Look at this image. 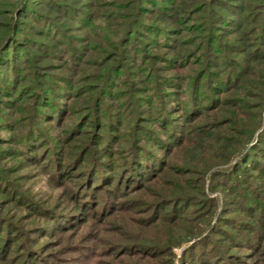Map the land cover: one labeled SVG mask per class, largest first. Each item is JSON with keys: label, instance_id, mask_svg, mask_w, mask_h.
<instances>
[{"label": "trees", "instance_id": "trees-1", "mask_svg": "<svg viewBox=\"0 0 264 264\" xmlns=\"http://www.w3.org/2000/svg\"><path fill=\"white\" fill-rule=\"evenodd\" d=\"M35 1L0 0V76L2 70L7 74L0 78V93H7V105L13 109H17L16 100L24 101L31 96L35 98L32 107L27 109L31 116L27 130H16L20 120H10L6 115L2 117L0 133L12 134L9 138L0 137V146L9 144L8 148H0V153L8 157H22L28 164L47 161L44 167L49 165L52 169L47 175L49 178L53 176L57 180L60 176L62 181H67L73 177H85L91 180L93 186L97 185V181H106L98 178L102 173L114 169L109 164L114 163L115 156L120 157L122 163L119 167L122 168L117 174L116 185L112 186L113 180L112 185L104 190L101 217L111 212L110 201L114 197L127 199V204L133 203L136 199H128L130 193H135L146 179H162L165 175L170 177V166L172 172L196 174L199 177L196 188H192L190 180L183 178L179 180L181 184L172 183L173 190L161 191L166 194H160L157 202L150 204L140 200L146 206L143 213L152 212L150 225L160 221L177 223L183 220L187 231L184 238L158 242L133 239L127 243L111 244L107 248L109 253L114 258L129 254L137 260L173 264L176 255L174 248L187 243V247L182 248L178 264H264V0H236V6L231 4L232 0H124L125 3L121 5L115 0H108L105 4L101 3L110 8L105 15L108 23L103 27L97 24L98 16L91 11L100 5L97 4L98 0L89 3L84 2L86 0H49L41 7H36ZM254 1H258L257 4ZM79 6L82 9L76 10ZM117 6L127 11L125 16H118L125 21L121 24L120 32L111 30L112 26H109V21L115 15L112 8ZM49 15L53 16L50 18ZM30 16L31 22L38 26H28L31 24L27 21ZM71 21L80 23L74 29L81 26L79 29H93L95 34L104 30L106 36L101 38L109 42L113 51H108L101 60L89 59L87 46H72L88 39L72 34L74 26ZM160 22L167 25L162 26ZM226 22L234 25L233 28H226L230 25L220 26ZM39 26L41 28L38 29ZM184 33L189 39H184ZM32 34L41 40L31 39L30 42L28 36ZM143 38L148 39L145 46L149 45L141 51L137 45ZM226 39L232 40L229 42ZM24 42L34 44L42 57L48 58L49 54L53 55L58 50L69 51L70 60L64 64L67 61L65 58L63 63L49 68L51 73L47 72L40 80L36 79L40 75L39 70H34L35 76L31 75L34 76L33 85L20 88L24 76L18 75L15 58L20 57L16 55L22 52L21 44ZM191 46L194 48H186ZM152 49H164L166 52L152 54ZM133 50L137 55L135 62L142 52V60L140 57V63L134 64L141 69L138 74H131L138 80L125 78L123 82H128L130 88L116 94L112 88L122 84L116 78L124 70L127 71L125 77L130 76L127 62L132 59ZM213 52L218 55L217 63L212 61ZM148 62L151 64L147 68L145 63ZM159 62L164 66H157ZM92 63L101 67L103 74H89L81 79L80 73L85 72V67H91ZM9 65L11 68L6 70ZM188 67L190 74L180 72ZM220 67L228 71L218 70ZM63 69L72 74L60 75V79L52 74ZM175 70L177 74L164 76V73ZM54 77L59 81L55 82ZM96 80L101 84H82ZM57 88L63 92H56ZM37 89L40 92H34ZM96 90L98 93L93 100L92 111L81 114L73 126L65 127L68 130L42 128L43 120H51L52 128L64 127L68 121L66 117L72 116L70 103ZM185 92L188 95L186 99L183 98ZM140 94L149 96L140 100L143 99ZM246 95L252 100L247 99ZM125 96L133 100L137 98L139 103L150 104L145 108L149 114L156 115L154 120L160 121L162 118L159 115L167 111L162 120L166 130H140L139 126L138 130H119V124L111 122L113 114L108 111L112 108V102L105 104L104 98L114 101ZM170 97L173 106L166 108ZM60 100L64 102H58ZM177 112L182 114L183 124H176L175 130H170L175 119L173 115ZM100 113L109 118L106 134L101 133L105 125L99 126L97 123ZM125 117L115 116L120 124L126 120ZM203 117L205 120L199 123ZM194 123L196 126H193ZM89 125L97 129L85 130ZM179 125H182L181 129ZM121 142L127 146L118 150L116 145ZM177 154L184 156V168L174 167L170 163L174 159L177 161ZM187 156H191V159ZM195 157L200 160L193 167L195 159L192 158ZM97 158L101 159L100 163ZM222 165H225L223 169H216L210 175L213 174L215 179L226 177L228 181L224 184L217 182L218 186L213 182L207 188L203 175L213 167ZM8 170L0 168V190H15L16 199L21 198L34 208L40 207L33 198L13 186V180L7 178ZM139 170L143 172V179H133ZM131 171H134L132 175ZM121 180L127 184L123 192L116 189ZM185 181L188 187L184 185ZM93 186L90 190H95ZM219 186L224 187L223 191L226 190L227 194L237 195L227 200L232 203L224 200L230 208H222L224 214L221 216L213 211L216 197L210 193ZM83 189L71 191L77 202L76 210L79 211L74 215L75 228L87 217L89 209L96 211L99 205L96 203H101L96 200L97 194L93 196L95 201L88 203L86 199L91 195L84 194ZM100 190L103 188H98ZM191 190L196 191L198 196H194ZM109 194L113 198L108 200ZM137 201L133 203L134 206ZM226 212L233 215L227 217ZM203 220V228L193 225ZM65 224L62 226L69 229L74 227L69 226L70 219ZM54 228V224H41L33 233H28L32 230L23 229L15 221L0 215V262L11 258L13 247L18 245L20 238L30 240L31 236L41 234L54 238L57 231L66 229ZM31 241L35 243L38 239ZM26 251L23 256L27 260L20 264H39L37 261L50 264L46 259L41 260L44 254H41L40 248L26 246ZM11 259L15 261L14 264L21 260L15 257Z\"/></svg>", "mask_w": 264, "mask_h": 264}, {"label": "rangeland", "instance_id": "rangeland-1", "mask_svg": "<svg viewBox=\"0 0 264 264\" xmlns=\"http://www.w3.org/2000/svg\"><path fill=\"white\" fill-rule=\"evenodd\" d=\"M49 0H37L35 1L34 5L36 7H41V4H45ZM56 1V0H55ZM72 0H70L71 2ZM92 0H86L84 2H91ZM97 4H100L97 6V8H92L91 11L97 14L98 18L97 24L100 26L107 25L108 20L106 19V11L110 8H107L105 5L101 3H106L108 0H98ZM118 2L119 5L122 3H125L124 0H115ZM232 5L236 6V0L231 1ZM258 1H254V4H257ZM1 8V7H0ZM82 9L81 6L77 7L76 10ZM87 10V9H86ZM112 11L115 12L114 19L109 21V26L111 30L113 31H118L120 32L122 30L121 24L124 21V19L118 18V16H125L127 14V11L123 10L120 8V6H117L116 8H112ZM50 18L53 15H49ZM122 18V17H121ZM109 19V18H108ZM28 22H31V16L29 19H27ZM128 20H126L127 22ZM72 25L74 26L71 30L72 34L76 37H82L83 39H88V41H85L84 43H75L72 46H87L89 50V59L91 58L92 61L96 60H101L107 52L113 51V49L109 46V42L107 40L102 39V37L106 36V33L104 30H101L99 34H95L96 32L93 29H88L86 30H81L79 28H82L81 26L76 28V26H79L77 22L71 21ZM162 26L167 25L163 24L160 22ZM172 24V23H169ZM230 25L231 27H226ZM28 26H38L35 22H31ZM224 26L226 28H233L234 25L226 22L225 25H220ZM41 28V26L38 27V29ZM26 30L29 31L28 28H25ZM197 34H200V32H197ZM100 35V36H98ZM184 39H189L186 33H184ZM30 37L29 41L34 39L35 41L41 40L40 38H36L35 35L28 36ZM45 39V38H44ZM31 40V41H32ZM175 40V39H174ZM227 41L231 42L232 39H226ZM30 41V42H31ZM30 42H24L21 44V50L22 52L19 53L20 57H16V68H19L18 75L19 76H24L22 79V83H20V88L24 86H29L33 85V77L35 76L34 70H39L40 75L36 77L37 80H40L43 75H45L47 72H49V68H53L56 64H61L66 60L67 61L64 63L66 64L70 60V52L65 51L63 52L62 50H58L54 52L53 55L49 54V57H42L41 53L36 50L34 44H30ZM48 42V41H47ZM139 44L137 45L138 48L143 49L148 48L147 45L145 46L146 42H148V39L143 38L142 40H139ZM196 47V45H195ZM71 48V46L69 47ZM69 48L67 50H69ZM119 48V45H118ZM187 49L190 50L193 49L194 47H186ZM26 49H28L26 51ZM20 50V49H17ZM16 50V51H17ZM181 50H186V49H181ZM101 52V53H100ZM106 52V53H103ZM163 53L166 52L164 49H152L151 53ZM27 53V55H25ZM13 54V53H12ZM121 55V52H119ZM52 56V57H51ZM131 60H129L127 63L129 65V70L128 72L130 73V76L125 77V73L127 72L126 70L122 71L120 73V76L116 78L117 82L122 83L121 86L113 87L112 90L114 92H117L116 94H119L120 92H126L128 91L129 83L123 82L125 78L128 80L130 78L131 81L138 80L135 79L134 76L131 74H138L141 68L137 67L138 64L140 63V57L142 56L139 55L138 61L135 62L136 59V53L133 50L131 54ZM217 53L213 52L212 53V61L217 63ZM30 58V60H29ZM142 60V57H141ZM91 61V62H92ZM142 66L144 67L143 62H141ZM151 62L145 63V67L148 68V65H150ZM164 63L159 62L156 63L157 66L163 67ZM6 70L11 68V65L6 66ZM146 68V69H147ZM218 70H227V68L220 67ZM103 70H101V67H98L96 64L91 65V67H85V72L80 73V78L87 77L89 74H103ZM177 70L172 71L171 73H164V76H171L172 74H177ZM183 74H190L191 72L189 71V67L183 69V71H180ZM224 72V71H223ZM2 75L0 78H4L7 76V74L2 70ZM34 74L33 77L31 75ZM52 74L60 79V75H70L72 74L69 72L67 69L63 70H58L56 72H52ZM128 74V73H127ZM54 77V81H59ZM78 77V78H79ZM12 78V76H10ZM35 80V79H34ZM2 81H0V88H1ZM84 84H97L100 85L101 81L96 80V81H87L82 83ZM56 92H63L62 89H55ZM34 91V90H33ZM40 92V90H36L34 92ZM170 92V91H168ZM98 91H94L89 93L88 95H85L84 97L72 101L70 104V108L73 111L72 116L66 117L65 120H68L67 123H65L64 127L59 128H52L50 127L52 124L49 123L51 120H43L44 123L42 128L44 130H68L65 129L66 126H73L74 123L77 122L78 118L80 117L81 114H89L93 108V100L96 98ZM234 95V93H233ZM7 93L1 92L0 93V123L1 119L3 116H7V118L11 119H18L19 121V127L16 130H27V127L29 125V121H31V116L29 115V110L27 109L32 107V104L34 103V96L29 97L28 99H25L24 101H17L16 108L13 109L14 107H11L7 105ZM17 95H15L16 98ZM140 100H145V98H148L149 95L147 94H140L139 95ZM186 92L183 95V98H187ZM247 99H251L249 95H246ZM105 104H109L112 102V108L108 110L110 113H112L111 117V122H114L115 124H119L117 127H120L119 130H138V126L140 127V130H166L165 126H162L163 123V117L165 116V113L167 112H162L159 116L162 118L160 121L158 119H155L156 115H151L148 113L146 110L145 106H151L150 104L147 103H139V100L135 98L134 100L130 96H125L123 98L116 99L114 101L109 100L108 98H104ZM252 100V99H251ZM254 100V99H253ZM168 104L166 105V108H171L170 106H173L171 101L173 102L172 97L167 99ZM19 102V103H18ZM58 102H64L63 100H60ZM136 106V107H134ZM81 108V110H79ZM27 111V112H26ZM118 114V115H117ZM214 114V113H213ZM101 115V113H100ZM125 115L126 120L122 121V123H118L116 121L115 116H122ZM29 116V117H28ZM175 117L174 120H172V123L170 125V130H175L174 127L177 126L176 124H183V116L181 113H175L173 115ZM128 117V118H127ZM52 119V117H50ZM138 118V120H137ZM204 118V117H203ZM62 119V118H61ZM137 120V122H136ZM204 119H202L200 122H202ZM155 121V122H154ZM52 122H55L54 120ZM107 122H109V118L102 114L101 117L97 119V123L105 125L101 129L102 134H106V129H107ZM263 122H264V111H263ZM197 124V123H196ZM97 126V124H95ZM179 129L182 128V125H179ZM193 126H196L195 123ZM96 127L94 126H87L85 127V130H96L94 129ZM3 130H8V129H3ZM12 130V129H11ZM169 130V129H168ZM11 132H1L0 137L2 138H9L11 136ZM4 146V147H2ZM9 144H3L0 146L3 150L4 148H8ZM127 144L124 142H121L116 145L118 150H122L124 147H126ZM127 154V153H126ZM125 154V155H126ZM177 161L176 159L171 160V164L174 165V167H179V168H184L183 160L184 156L182 154H177ZM191 156H187L188 159ZM183 158V159H182ZM115 161L114 163L109 164L112 166V170L107 171L102 173L101 178L99 177L98 179L101 180H106L105 182L97 181V185L93 186L91 184V180L85 179V177H82V179H77L76 177L72 180H67V181H62L60 179V176L58 177L59 179L55 180L53 179V176L49 178L48 173L52 170L51 168L44 167L46 162L38 161L37 163L34 164H28L22 157L14 156V157H8L6 154L0 153V168H7L8 174L7 178H10L13 180V186L20 188L21 192L26 193L28 196L33 198L39 204L40 207L37 206V208H34V206L28 205V203L25 200L16 199V191H8V189L5 188V190H0V215L4 217H8L9 220L15 221L16 223L19 224V227H23V229L26 230H32L29 231L28 233L32 232L35 230L37 227H39L41 224L46 225V224H54L55 228L54 229H61L62 227L65 229V226H62L65 224V221L67 219H70L69 226L73 225L71 229L66 228L65 231L62 232L63 229H61V232L57 231L55 234L54 238L48 237L47 235H33L31 236L30 240H25L26 237L20 238L18 245H14L12 253H11V258H21L18 264H20L23 261L27 260V257H24L27 253L26 251V246H31L34 248H40L41 249V254L43 257L41 260H47L50 264H160L156 260L155 261H144V260H137L133 256L126 254L121 258H114V255L109 253L107 250L108 246L111 244H121V243H127L130 241H134L135 239L138 241L142 242H158V241H164L165 239L171 240H177L184 238L185 235L187 234V231H185L186 225L183 220H179L177 223H169V222H157L154 224H148L150 221H152L151 214L152 212L148 214H144L143 210L146 208L145 205H142L143 201L141 202L140 200H145L150 204H153L157 202L161 195H165L166 193H161L163 190H171L172 189V183L173 182H178L181 184V179H186L190 180V185L192 188H196L198 185V180L197 177L198 175L192 174V173H177V172H172L171 171V166L169 167V175H165L162 179H151L143 183L140 188L136 189L134 192L135 193H130V197L128 199L135 198L136 201L138 202L136 206H134L133 203L135 202H130V204H127L126 200L127 199H119L118 198H113L110 196L108 197V200L111 199V207L107 215H102L103 212H101L100 207L103 204L104 201V190H107L106 188L110 187L112 185L113 187L116 185V178L117 174L121 171L122 167H119V164L122 163V160L120 157L115 156L114 157ZM126 159V157H125ZM124 160V162H126ZM195 159L193 160L194 164H192L193 167L196 166V164L199 162L200 158L195 157L192 158ZM100 163V158L96 159ZM105 162V161H104ZM109 162V161H108ZM49 164V163H48ZM126 165V164H125ZM123 165V167H125ZM225 165L222 166H217L213 167L210 171L205 173L204 179H205V185L206 187L210 188V184H217V182H220L222 184L226 183L228 179L225 178H214L212 176L213 174L210 175L211 172H213L216 169H223ZM135 172V175L133 176V179L140 178L143 179V172L140 173ZM134 173V171H131V175ZM50 174V173H49ZM200 176V175H199ZM212 176V177H211ZM1 178V177H0ZM121 179V178H120ZM118 179V180H120ZM132 179V180H133ZM214 179V180H212ZM61 180V181H60ZM114 182L110 184L112 181ZM178 180V181H175ZM130 180H128V184H130ZM139 182H141L139 180ZM78 184H81L80 187H78ZM185 186H189V184L185 181L184 183ZM94 187L95 190H90L91 187ZM127 184L121 180V184L118 183V186L116 189L119 191L123 192L125 191ZM129 186V185H128ZM1 187V185H0ZM83 189L84 194H90L91 198L86 199L89 202L92 200L95 201V194H97L98 198L96 199L98 202L101 203H96L99 204L96 206V211L94 209H89L87 212L88 215L84 219L83 222L80 223V225L75 228L76 223H75V217L74 215H77L79 211L76 210L77 202L73 199V194H71L72 190H80V188ZM98 188H103V190L98 191ZM206 188V189H207ZM222 186L216 187L214 191H210L212 193V196H215L216 199L214 200V209L213 211H216V214L218 215H223L224 211L222 208L225 206L229 205L224 202V200H232L235 196L237 195H231L227 194L226 190L223 191ZM121 189V190H120ZM173 190V189H172ZM194 194V196H198L196 191L191 190ZM207 192V190H206ZM225 192V193H224ZM94 193V194H93ZM208 193V192H207ZM93 194V195H92ZM158 194L160 195L158 197ZM168 195V194H167ZM94 196V197H93ZM72 197V198H71ZM102 197V200L100 199ZM153 202V203H151ZM229 203H232L231 201H227ZM123 205L121 208H119V204ZM141 204V205H140ZM127 205V206H125ZM169 208V207H168ZM168 208H165L168 210ZM230 208V207H229ZM232 208V207H231ZM83 212V211H81ZM227 217L233 215L228 212L225 213ZM169 216L171 214L168 213ZM190 215V214H188ZM97 216V217H96ZM148 218V219H147ZM87 221V222H86ZM215 222V221H214ZM213 222V223H214ZM204 220L199 221L194 223L193 225L203 228L202 226L204 225ZM148 224V225H146ZM59 225L60 228H56V226ZM67 225V224H65ZM38 239L35 243H33L31 240ZM134 239V240H133ZM182 247H176L174 248V252L176 253L175 258H174V263L173 264H178L179 263V258L181 256L182 248L187 247V243H183ZM109 253V255H108ZM46 254V255H45ZM23 256V257H22ZM167 255L164 256L166 258ZM9 258L8 261L6 262H0V264H14L15 261L12 262V259ZM162 258V257H161ZM39 264H42V261H37ZM29 263V262H28Z\"/></svg>", "mask_w": 264, "mask_h": 264}]
</instances>
